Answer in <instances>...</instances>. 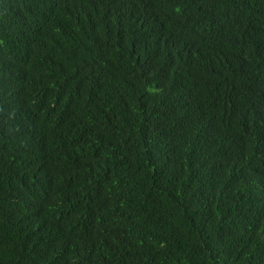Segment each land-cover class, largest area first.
<instances>
[{
  "label": "trees",
  "instance_id": "16d2710c",
  "mask_svg": "<svg viewBox=\"0 0 264 264\" xmlns=\"http://www.w3.org/2000/svg\"><path fill=\"white\" fill-rule=\"evenodd\" d=\"M0 264H264V0H0Z\"/></svg>",
  "mask_w": 264,
  "mask_h": 264
}]
</instances>
